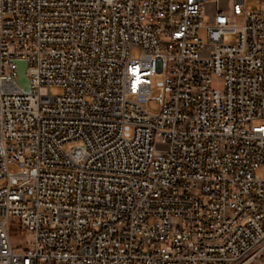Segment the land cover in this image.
<instances>
[{
  "label": "built area",
  "instance_id": "built-area-1",
  "mask_svg": "<svg viewBox=\"0 0 264 264\" xmlns=\"http://www.w3.org/2000/svg\"><path fill=\"white\" fill-rule=\"evenodd\" d=\"M260 2L0 0V264H264Z\"/></svg>",
  "mask_w": 264,
  "mask_h": 264
},
{
  "label": "rangeland",
  "instance_id": "rangeland-1",
  "mask_svg": "<svg viewBox=\"0 0 264 264\" xmlns=\"http://www.w3.org/2000/svg\"><path fill=\"white\" fill-rule=\"evenodd\" d=\"M248 4L256 7L259 4H261L260 0H248ZM228 41L232 40L231 36L227 37ZM140 51L138 49L134 50V55L139 56ZM214 86L216 87H222L223 82L220 78L215 77L214 79ZM61 89L60 88H55L54 93H60ZM164 92V75L163 74H158L157 76L154 77V86H153V94H158ZM150 109L152 111H158V107L155 106V104L151 101L150 103ZM132 127L127 126L125 130V135H131L132 134ZM74 144H67L65 146L66 150H69ZM9 169L13 171H19L20 170V164L18 162H13L9 165ZM262 173V172H261ZM11 236L13 239L14 244L22 249L29 248L31 247V234L26 230L25 227L18 225L15 222V219H13L12 226L10 228Z\"/></svg>",
  "mask_w": 264,
  "mask_h": 264
},
{
  "label": "water",
  "instance_id": "water-1",
  "mask_svg": "<svg viewBox=\"0 0 264 264\" xmlns=\"http://www.w3.org/2000/svg\"><path fill=\"white\" fill-rule=\"evenodd\" d=\"M19 64V85L24 91H30V81L26 74L27 62L21 60L18 62Z\"/></svg>",
  "mask_w": 264,
  "mask_h": 264
}]
</instances>
